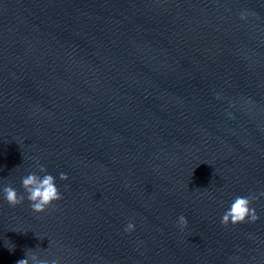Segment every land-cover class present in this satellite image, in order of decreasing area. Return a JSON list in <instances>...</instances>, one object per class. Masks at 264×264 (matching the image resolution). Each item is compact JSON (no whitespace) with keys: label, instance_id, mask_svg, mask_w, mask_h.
Instances as JSON below:
<instances>
[{"label":"water","instance_id":"1","mask_svg":"<svg viewBox=\"0 0 264 264\" xmlns=\"http://www.w3.org/2000/svg\"><path fill=\"white\" fill-rule=\"evenodd\" d=\"M37 159L62 197L0 199V264H264V197L220 222L264 190V0H0V182Z\"/></svg>","mask_w":264,"mask_h":264},{"label":"clouds","instance_id":"2","mask_svg":"<svg viewBox=\"0 0 264 264\" xmlns=\"http://www.w3.org/2000/svg\"><path fill=\"white\" fill-rule=\"evenodd\" d=\"M246 15L247 13L242 11L240 13L241 19L246 18ZM36 168L38 171H29L20 177L23 193L19 192L11 183L0 182V199L6 201L12 207L27 200L28 207L35 213L44 212L51 207L55 201L62 197L56 182L57 175L54 176L47 171L46 166L39 163L38 159L36 160ZM58 177L61 180H67L68 178L65 172H59ZM67 187L68 185H65V188ZM261 197H264V190H260L255 194L233 197L220 217L221 224H237L244 221L255 222L258 220L259 215L255 207L252 206V201ZM187 224V217L180 214L176 220L177 227L183 230ZM134 227L135 225L129 221L125 226V231H131ZM16 264H61V261L56 257L41 258V255L37 254L35 250L28 249L25 257L18 259Z\"/></svg>","mask_w":264,"mask_h":264}]
</instances>
